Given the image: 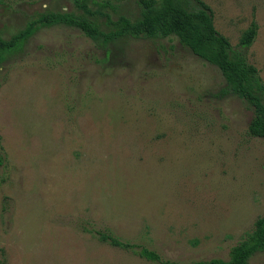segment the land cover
Returning a JSON list of instances; mask_svg holds the SVG:
<instances>
[{
  "label": "rangeland",
  "instance_id": "374dc122",
  "mask_svg": "<svg viewBox=\"0 0 264 264\" xmlns=\"http://www.w3.org/2000/svg\"><path fill=\"white\" fill-rule=\"evenodd\" d=\"M108 1L89 16L74 0H0V36L46 14L104 33L109 20L140 18V0ZM201 1L234 49L256 23L243 54L264 81V0ZM224 86L173 37L104 45L65 25L38 29L0 67V264H160L141 249L227 260L264 215V141L248 136L252 111L221 97Z\"/></svg>",
  "mask_w": 264,
  "mask_h": 264
},
{
  "label": "trees",
  "instance_id": "16d2710c",
  "mask_svg": "<svg viewBox=\"0 0 264 264\" xmlns=\"http://www.w3.org/2000/svg\"><path fill=\"white\" fill-rule=\"evenodd\" d=\"M195 2L196 8L189 10L178 0H140L142 11L140 18L136 21H130L124 17L110 21L105 15L114 27V30L107 33L100 31L93 21L84 16L42 15L9 39H3L0 36V67L9 56L20 51L38 29L53 25H65L78 29L91 40L101 39L104 45L123 38L173 37L193 55L220 71L225 86L220 89L219 95L221 97L235 96L247 104L252 111L247 134L251 138L264 141V81L243 54V51L248 49L256 38L257 25L255 22L251 23L243 32L238 48L234 49L228 39L215 29L211 9L201 0H195ZM74 3L83 14L89 16L95 15V12H91L90 5L99 8L110 6L108 0H74ZM3 163L4 159L0 157V170ZM97 235L101 242L124 250L132 249L131 245L111 234L98 232ZM262 252H264V215L259 217L253 229L230 249L227 260L213 258L188 264H248L255 254ZM137 254L160 264H180L174 261H162L156 253L147 249H141Z\"/></svg>",
  "mask_w": 264,
  "mask_h": 264
}]
</instances>
